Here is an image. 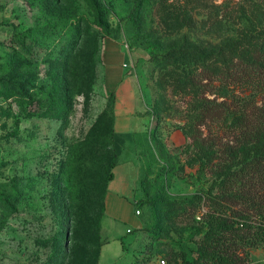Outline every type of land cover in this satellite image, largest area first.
I'll list each match as a JSON object with an SVG mask.
<instances>
[{"label":"rangeland","instance_id":"rangeland-1","mask_svg":"<svg viewBox=\"0 0 264 264\" xmlns=\"http://www.w3.org/2000/svg\"><path fill=\"white\" fill-rule=\"evenodd\" d=\"M92 1L108 33L87 0H0V264H132L145 252L143 264H168V250L194 257L206 229L219 179L184 147L192 75L248 54L264 0ZM117 52L133 83L122 134L101 78ZM127 146L133 202L146 201L136 232L102 209L112 151Z\"/></svg>","mask_w":264,"mask_h":264},{"label":"trees","instance_id":"trees-1","mask_svg":"<svg viewBox=\"0 0 264 264\" xmlns=\"http://www.w3.org/2000/svg\"><path fill=\"white\" fill-rule=\"evenodd\" d=\"M87 1L108 33L99 8ZM253 38L246 56H235L219 68L203 66L192 75L199 86V101L193 115H188L189 129L184 133L191 142L184 147L195 150V157L200 152L198 168L212 170L219 180L216 192L205 196L206 229L194 257L168 250V264H253L250 250L264 248V29ZM110 95L114 97L113 92ZM202 128L207 129L205 135ZM118 154L114 148L107 180L113 177ZM145 203L133 202L134 210ZM153 255L142 253L133 264H143Z\"/></svg>","mask_w":264,"mask_h":264},{"label":"crops","instance_id":"crops-1","mask_svg":"<svg viewBox=\"0 0 264 264\" xmlns=\"http://www.w3.org/2000/svg\"><path fill=\"white\" fill-rule=\"evenodd\" d=\"M125 64L122 54L117 52L103 62L101 71L105 93L110 95L113 92L114 94V129L115 133L118 134L127 133L132 127L130 111L133 108V83L127 75ZM170 138L176 144H181L185 141L184 135L180 130L174 131ZM138 165L136 148L132 146L122 148L116 157L115 166L112 168L113 177L107 180L105 184L102 198L103 218L109 217L120 224L125 223L133 228L141 225L140 221L135 217V213L132 212ZM121 241L124 244L123 237H121ZM249 257L253 264H264V248L259 246L251 249ZM134 259L135 257L132 260V264Z\"/></svg>","mask_w":264,"mask_h":264},{"label":"built area","instance_id":"built-area-1","mask_svg":"<svg viewBox=\"0 0 264 264\" xmlns=\"http://www.w3.org/2000/svg\"><path fill=\"white\" fill-rule=\"evenodd\" d=\"M135 215H139L140 214V210L138 208L135 209L134 211ZM130 229H127V232H129ZM156 264H166L165 260L163 258H158L156 260Z\"/></svg>","mask_w":264,"mask_h":264}]
</instances>
